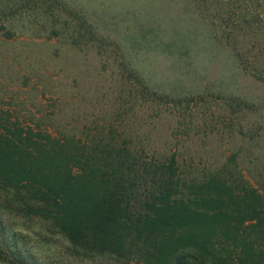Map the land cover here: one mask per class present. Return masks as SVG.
Returning a JSON list of instances; mask_svg holds the SVG:
<instances>
[{
    "label": "rangeland",
    "instance_id": "374dc122",
    "mask_svg": "<svg viewBox=\"0 0 264 264\" xmlns=\"http://www.w3.org/2000/svg\"><path fill=\"white\" fill-rule=\"evenodd\" d=\"M262 37L264 0H0V132L113 137L147 164L176 155L185 176L264 190ZM1 211L7 244L38 264L115 260Z\"/></svg>",
    "mask_w": 264,
    "mask_h": 264
},
{
    "label": "trees",
    "instance_id": "16d2710c",
    "mask_svg": "<svg viewBox=\"0 0 264 264\" xmlns=\"http://www.w3.org/2000/svg\"><path fill=\"white\" fill-rule=\"evenodd\" d=\"M16 126L0 132L4 264L38 263L7 244L2 208L51 226L73 255L113 257L112 264H264L258 186L216 168L185 176L176 155L167 167L147 164L112 136L85 143Z\"/></svg>",
    "mask_w": 264,
    "mask_h": 264
}]
</instances>
